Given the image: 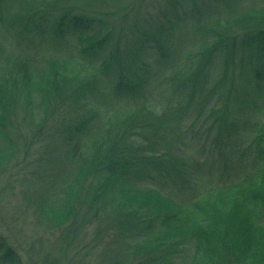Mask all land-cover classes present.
<instances>
[{
	"label": "rangeland",
	"instance_id": "obj_1",
	"mask_svg": "<svg viewBox=\"0 0 264 264\" xmlns=\"http://www.w3.org/2000/svg\"><path fill=\"white\" fill-rule=\"evenodd\" d=\"M195 1L196 6L205 8L203 0ZM179 3H181L183 10L194 11L190 0H179ZM244 3L246 0L239 1V4ZM170 4L171 0L0 1V61L9 63L10 57L17 56L21 61L28 58L35 72L37 71L36 68L42 71V69L50 67L61 69V72L67 75L80 74L84 77L83 86L85 84L90 88L94 87L95 91L92 98H96L97 109L100 110L97 115L88 105L78 106L76 104L78 101L75 99L76 94H74L76 91L70 86H66L65 92L60 95L62 99L52 95L48 99L47 105L40 104L38 93L41 92L31 94L26 90L24 95L37 96L38 99L32 101L33 98L27 96L24 98V103L19 101L14 108H11L12 112L9 116L13 120H9V127L12 129L11 139H13L14 144V155L6 165L2 163L3 160H0V234L10 239V242L17 247L22 257L21 264L134 263L131 261L134 258L133 254H130L128 258L124 256L123 246L129 239V235L127 236L128 239L124 236H118L117 228L112 232L103 231L106 221L112 227L113 221L119 223L117 218L107 215L106 211L109 212L110 207H112V209L115 208L114 215L117 212H122L117 205H109L110 200L114 201L111 198L113 196L111 189L105 199L98 205L95 204L94 210L97 209V213L93 212L90 216L91 212L88 213L89 215L86 213L91 211V207L86 209L85 206L90 205L91 202L93 204L92 195L94 193L90 184L86 183L83 191L90 188L88 190L90 193H86L87 197L83 198L79 205L77 204L76 207L79 208L73 210L71 220L61 226H58V219H56V217L58 218L59 209L57 207L59 204L52 206L56 202L50 204L44 199L43 194L47 192L50 193L49 197L57 196L63 189L71 186L69 183L74 181H71V178L75 172L77 174L79 167L84 162V160L81 161L82 157L85 158L90 154L87 152V148L91 147L93 142L91 140L97 136L96 130L107 127L106 129L110 132L126 133V125L114 128L111 124L115 122L110 123L101 115L110 106L107 104L109 100H114V104L124 107L123 110L152 103L151 95L147 96L146 99L129 97L124 100V98L118 97V100H112L114 90L117 88L114 81L118 76L113 73L112 65H110L111 68L109 66L107 69L102 68V64H105L109 53H114L124 63H127L125 60L128 52L132 53L135 58L147 59L149 67L145 65L143 69L145 68L149 75L151 72L152 76L156 75V86L159 85L157 80L165 75L163 71L168 70L170 67H167L174 64V70L168 71L169 75L172 72L181 74V78H183L181 81L185 80V85L188 80L199 78L196 79L195 85L198 94H194V96L200 101H202L201 96L203 95V92L200 91L203 82H200V77H198L200 71L204 73L207 84L218 80V67L220 66L218 60L210 64L215 70L208 64H204L198 75L192 73L188 68L191 60L203 59L207 52L205 54L194 53L200 51L201 45L199 43L202 41L194 32L187 33V27H189L187 22L179 23L180 20L177 22L175 17L171 16L174 14H171L173 10L170 9ZM164 9L169 14V19L176 24L173 25L172 29L175 33L173 39L175 41L170 48L172 51L168 54V57L173 60L167 62L163 70L155 66V59L158 57L157 48L159 51L163 49L161 40L166 45L165 39L168 37L157 32L164 24L160 17V14L165 12ZM64 14L72 16L74 20L78 18L83 20L82 25L74 24L75 27L66 22L64 24L61 17ZM208 19L212 25L211 21L214 17L209 14ZM165 28L169 29L167 26ZM109 30H111V38L109 36L107 40H103L102 36H105L104 33ZM39 32L41 35L37 36L36 34ZM153 32L157 33V36L160 35V38L153 39ZM97 33H100L101 37L94 38V41H100L102 44L95 48L92 37H95ZM86 36L92 37L86 39ZM149 40H152L155 46H149ZM80 45L86 46L85 53L80 52ZM98 67L101 71L98 70ZM4 73L0 68V74L5 75ZM227 75L229 80L230 72ZM43 80H45L44 77ZM175 82L178 84L180 80L177 79L168 83L165 91L174 92ZM227 83L228 81H225V84ZM165 86L166 84H163V87ZM188 89L191 87L186 86V89L182 91V98L185 103L192 99ZM225 89L228 90L227 87ZM148 91L151 93L154 90ZM243 97L244 94H242ZM72 99L74 101H70ZM163 103L160 105L156 102V104H152L154 106L152 108H154V115H165L166 119L164 120H167L173 111L169 103L175 104L176 101L168 98ZM205 105L208 107L206 110L199 111L198 106L195 108L191 105L197 110L183 112L182 115L176 114L179 119L177 125L174 121L168 120L170 126L166 125L169 128L162 133V138L158 135L159 144L156 148L159 152L166 154L167 158L160 156V153L150 152L155 144L152 133L149 132L148 137H145L146 135H132L134 146L141 148L139 156L154 162L163 160V167L170 165L179 169L186 166L184 169L188 172V177H194L199 184L206 181L211 182V187L228 183L227 180L232 181L233 176H236L237 180L239 172L241 174V166L248 165L245 164L248 158L259 156V147L253 143L255 139L250 135L251 133L243 131L241 135L228 137L230 143H225L224 151L216 149L212 139L214 141L217 136V127L211 125L213 110L212 107H209L214 106L213 100H206ZM150 109L151 105L148 110ZM38 113L42 122L40 124H37V120L33 119V116H37ZM89 117L92 118V127L81 129V121ZM140 120L139 117L136 122ZM251 120H255V118ZM134 130H138V128ZM209 135L210 138H208ZM6 145L8 146L7 140L0 136V150H3ZM75 145H78V149L73 155L71 147ZM110 147V142L103 145L98 161H102L101 159L105 157V153ZM225 152H227L225 154L228 158L227 161L219 157V154ZM242 157L248 158L242 159ZM241 160L242 162H240ZM228 168L231 174L227 180L225 178L219 180L220 172L227 173L226 169ZM85 171L86 167L83 166L76 175L77 180L75 182L85 181L83 178ZM260 174L254 183L244 186L245 188L209 193L189 207H184L183 213H181L184 217L178 212L176 215L178 220L175 221L179 223L176 232L178 233V229L183 227L187 233L196 231L198 234H205L206 236L220 234L221 237L227 238L232 252L238 258H242L247 264H264V232L262 231L263 234H256L254 231L256 227L254 228L253 225L255 217L245 206L250 195L264 194V192L259 191L260 183L264 179V170ZM92 175L99 178H102L103 175L106 176L99 169L92 171ZM133 185L141 188L152 187L161 193L163 191L161 182L152 179L136 178L133 180ZM187 186L186 181H184L183 186L179 184L178 189L175 187L173 191L168 190V187L163 189L173 192L175 201L182 204L181 206H185L193 202L191 201L193 196L189 199L185 197L188 196ZM199 187L197 185V188ZM120 190L121 187L118 191ZM119 198L123 201L122 197ZM141 200L147 208L154 206L163 212L165 205L168 209V205L156 194L139 196V201ZM117 204L120 205L119 199H117ZM51 209L53 212L48 211ZM158 213L161 214V212ZM175 221H172V225ZM70 226L73 230L72 233ZM262 230L264 229L262 228ZM209 231V234L206 233ZM98 235H101L99 239L97 238ZM170 239L168 240L170 241ZM187 242L184 244L185 247L193 243L192 240ZM122 250L124 251L122 252ZM192 250V247L184 248L183 256L177 264H189L187 259L191 256ZM127 251L130 250L127 249ZM145 264H163V262L153 259Z\"/></svg>",
	"mask_w": 264,
	"mask_h": 264
},
{
	"label": "trees",
	"instance_id": "obj_2",
	"mask_svg": "<svg viewBox=\"0 0 264 264\" xmlns=\"http://www.w3.org/2000/svg\"><path fill=\"white\" fill-rule=\"evenodd\" d=\"M239 1L240 0H203L204 8L203 6H196L195 0H190L194 7V11L188 12L182 9L179 0H171L170 9L173 10L171 14H174L171 16H174L177 22L180 20L179 23L184 21L187 22L189 26L187 27V33L194 32L202 41L199 43L201 45L199 47L200 51L194 53L205 54L207 52L203 59L197 61L191 60L188 68L192 73L198 75L204 64H208L211 67L210 64H213L216 60H218L220 64L218 67L219 76L217 81L214 80L211 84H207L204 73L200 71L198 75V77H200V82H203L200 89V91L203 92L201 96L203 102L194 96V94H198L195 85L196 79L199 78H192L193 81L188 80L185 85V80L181 81L183 79L181 78V74H174L172 72L169 75L168 71L174 70V64L169 65L167 68H170L163 71L165 75L157 80L159 85L156 86V75L152 76V72L150 73V71L149 75L146 69H143L145 65L149 67L147 59L142 60L140 58H135L132 53L128 52L125 60L127 63H124L121 62V58L116 57L114 53H109L105 60V64H102V68L107 69V66L111 68L110 65H112L113 73H115V76H118L114 81L117 88L114 90L112 100H118V97L124 98V100L129 97L134 99H146L147 96L151 95L150 98L152 99V103L141 104V107L123 110L124 107L114 104V100H109L107 104L110 106H108V109L103 112V114H100L110 123L115 122L111 124L114 128L126 125V133L110 132L106 129L107 127L96 130L98 132H96L97 136L94 138L96 141L94 139L91 140V142L93 141L92 145L87 148V152L90 154L85 158L82 157L81 161L84 160V162L82 165L80 164L81 167H79L77 172L78 174L83 166L86 167L83 177L85 181L79 180L75 182V180H77L75 178L77 175L75 172V175L71 178V181H74L69 183L71 186L69 185L70 187L63 189V191L60 190L61 193L59 192L57 196L49 197L50 193L48 194L47 192L43 194L45 197L44 199L50 204L56 202L52 204V206L59 204V207H57L59 211L57 212L54 210L58 214V218L56 217L59 223L58 226L71 220L73 212L75 209L79 208L76 206L80 204L83 198L87 197L86 193H90L88 192L90 188H87V191H83L86 187V183H89L94 193L92 195L93 204L91 202L90 205L85 207L86 209L91 207V211L86 213L88 214L91 212L90 216L93 212L97 213V209L94 210L95 204L98 205V203L105 199L110 189L113 191V196L111 198L115 202L110 200L109 205H117L122 212H117V214L114 215L115 208L112 209V207H110L111 210H109V212L106 211V214L117 218L119 223L117 221L114 223L113 221V223H111V225H113L112 227L106 221L103 231L112 232L117 228L118 236H124L128 239L127 236L129 235V239L124 243L123 248L125 250L124 256L127 258L130 254L134 255V258L131 260L134 263L131 264H145L153 259L162 260L163 264H177L183 256L182 252L184 248L190 247L193 248V252L189 259H187L189 264H205V262L206 264H247L245 260L238 258L232 252L227 238L221 237L220 234H210L206 236L205 234L200 235L196 231L187 233V230L183 227H180L177 233L176 229L179 223L175 221L178 220L176 217L177 212L181 215L184 207H189L204 195L218 191H231L242 187L245 188L244 186H249L254 183L258 179L257 177L261 175V171L264 170V0H246L244 4H239ZM189 9L191 10V8H188V10ZM164 11V13L160 14L162 21H164L162 23L164 24H162L160 30L157 32H161L168 37L165 39L166 45L164 41L161 40L163 49L159 51L157 48L156 53L158 57L155 59V66L163 70L167 62L173 60L168 57V54L172 51L170 48L175 41L173 40L175 33L172 29L173 25L176 24V22L174 23L173 20L169 19V14H167L166 9H164ZM209 14L214 17L213 21H211L212 25L208 19ZM61 17L64 20V24L67 23L73 26L76 24L77 26H81L83 23V20L79 18L74 20L72 16L66 14ZM99 21L101 22V20ZM166 26L169 27V29L165 28ZM40 32L36 35L40 36ZM110 32L111 30L104 33L105 36H102V38H104L103 40H107L109 36L111 38ZM90 37L92 36H86V39H91ZM99 37H101L100 33L92 37L95 48L100 47L102 44L100 41H94V38L98 39ZM152 38L159 39L160 35L157 36V33L153 32ZM171 40L172 43H170ZM153 45L155 46V44ZM79 48H81V53L86 52L85 45H80ZM8 62L9 63H2L0 61V68H2L3 73L5 71V75L0 74V136L4 140H7L8 143V146L6 145L3 150H0L2 151L0 153V160H3L2 163L5 165L8 164V161L14 155V144L12 142L13 139H11L12 129L9 127V120H13L12 117L9 116L12 112L11 108H14L19 101L24 103V98L27 96L33 98L32 101L38 99L37 96L29 94L24 95L26 90L31 94L34 92H41L38 93L40 104L47 105L48 99H50L52 95H56L57 98L62 99L60 95L65 92L66 86H70L76 91L74 94H76L75 99L78 101L76 103L78 106L85 104L91 107L95 114L98 115L100 112V110L97 109L96 98H92L95 91L94 87L90 88L85 84L83 86L84 77L80 74L67 75L61 72V69L58 70L50 67L42 69V71L36 68L37 71L35 72L28 58L21 61L17 56L10 57ZM24 62L26 63L24 64ZM155 66L153 65V67ZM211 68L215 70L214 67ZM98 70L101 71L99 67ZM229 72L230 78L228 80L227 74ZM36 76L38 77L36 78ZM43 77L45 80H43ZM177 79L180 80V82L178 84L175 82V91H165L168 83L174 82ZM225 81H228V83L225 84ZM163 84H166V86L163 87ZM186 86L191 87V89L188 90L192 98L190 101H187V103H185L182 98V91L186 89ZM150 87H152V89H150ZM225 87H227L228 90H226ZM148 90L154 91L150 93ZM242 94H244L243 98ZM168 98L176 101V103H169L173 111L171 117L164 120L166 119L165 115H154V108H152L154 106H152V104H156L157 102L163 105V102ZM208 99H212L214 103V106L209 107H212L213 110V114L211 113L213 117L211 125L217 127V136L214 138V141L212 139L216 149L224 151L225 149L223 146L225 143H230L228 137L241 135L243 131H249L251 133L250 135L255 139L253 143L259 147V156L252 158L242 157V159L248 158L245 162V164L248 165L241 166V174L239 172L237 180L236 176H233L232 181L227 180V177L231 174L228 168L226 169L227 173L221 171L219 177V180L225 178L228 183L211 187V182L206 181L199 184L195 181L194 177H188V172L184 169L186 166H182V168L179 169L171 167L170 165L163 167V160L154 162L153 160L149 161L147 158L139 156L141 148H136L134 146L132 135H146L145 137H148V133H152L154 135L155 144L152 149H150V152L160 153V156L167 158L166 154L159 152L156 148L159 144L158 135L162 138V133L170 126L168 120L170 122L174 121L177 125L179 124V119L176 114L182 115L183 112L193 110L196 106H198L199 111L206 110L208 107H205V104ZM70 101L74 100L72 99ZM150 105L151 109L148 110ZM191 105L195 108L191 107ZM256 114H258L257 116L259 119H256L258 118ZM139 117L141 120L136 122V119ZM39 118H41L39 113L37 116H33V119L35 121L37 120V124L42 123ZM252 118H255V120H251ZM91 120L92 118L90 117L82 120L80 123L81 129H90L93 125ZM133 127L138 128V130H134L135 128ZM106 132L108 133L105 135ZM250 135L248 136L250 137ZM208 138H210V135ZM107 142L111 143V147L106 151L105 157L101 159L102 161H98L102 147L106 145ZM77 149L78 145L71 147V153L74 155ZM133 154H135L134 157H132ZM225 154H227V152L219 154V157L227 161L228 158ZM240 162H242V160ZM96 169L101 170L106 176L103 175L102 178L98 176L94 177L92 171ZM136 178L160 181L163 188L168 187L170 191H173L175 187L177 188L179 184L183 186V182L186 181L188 185V196L185 197L189 199L193 196L191 198L193 202L181 206L182 204L175 201L173 192H169L163 188L161 193L152 187H135L133 185V180ZM189 181H191V183H189ZM262 181L259 191L264 192V179H262ZM197 185L203 187L205 191H198L197 193ZM120 187L121 190L118 191ZM145 194L158 195V197L168 205V209L165 205L163 212L154 206H148L150 208L145 207L143 201H139V196H144ZM258 195H250L245 202L246 208L253 217H255L253 219V225L254 228L256 227L254 231L257 235L263 234L262 231L264 232V230H262V228L264 229V194L260 193ZM119 197H122L123 201H121ZM117 199H119L120 205L117 204ZM48 211L53 212L52 209ZM158 212H161V214ZM83 217L86 218L85 215H83ZM174 217H176V219H174ZM172 221H175L173 225ZM71 229L72 227L70 226V230ZM70 232L72 233L73 230ZM206 233L209 234L210 231ZM100 236L98 235L97 238L99 239ZM168 237L171 238L170 241ZM188 240H192L193 243L185 247L184 244H187ZM225 240L227 241L226 243ZM127 249L130 251H127ZM124 250H122V252ZM21 263V253L17 250V247L10 242V239L0 234V264Z\"/></svg>",
	"mask_w": 264,
	"mask_h": 264
},
{
	"label": "bare ground",
	"instance_id": "obj_3",
	"mask_svg": "<svg viewBox=\"0 0 264 264\" xmlns=\"http://www.w3.org/2000/svg\"><path fill=\"white\" fill-rule=\"evenodd\" d=\"M152 41V40H151ZM150 40L148 41V43H149V46H151V45H153V41L151 42ZM198 191H200V192H203L204 191V188L203 187H199L198 188Z\"/></svg>",
	"mask_w": 264,
	"mask_h": 264
}]
</instances>
